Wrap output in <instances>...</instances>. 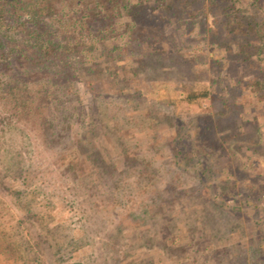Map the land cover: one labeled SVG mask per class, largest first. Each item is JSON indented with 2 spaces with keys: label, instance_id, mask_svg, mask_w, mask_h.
Segmentation results:
<instances>
[{
  "label": "rangeland",
  "instance_id": "rangeland-1",
  "mask_svg": "<svg viewBox=\"0 0 264 264\" xmlns=\"http://www.w3.org/2000/svg\"><path fill=\"white\" fill-rule=\"evenodd\" d=\"M194 1L177 3L170 14L155 8L153 2H146L142 14L144 21L135 32V40L131 41L129 36L132 21L123 16L116 20L115 35L105 42V48L96 44L94 52L89 54L87 49L77 53L68 50L67 15L76 11L75 2L67 4L65 0L59 6V14L46 20L45 25L41 23L42 15L31 8V0H0V244L9 246L8 258L1 261L2 264H14L15 260L20 264H120L126 245L131 251L136 249L139 241L135 236L153 233L162 237L168 233L163 228L171 218L179 226L206 218L210 222L206 233H198L193 239L191 234L179 229L172 231L175 236L182 235L187 253L171 247L168 250L159 248L158 253L141 248L139 252L147 258H155V264H219L217 253H213V247L219 245L218 237L222 243L219 249L225 250L223 264L247 261L252 252L254 264H264V258H260L248 242L250 230L257 225L258 219L251 217L249 207L241 206L240 218L234 220L228 212L216 210L204 198L189 196V200L184 199L186 206L176 208L174 216L170 214L166 219L167 215L160 212L154 218L145 219L140 208L159 195L158 189H184L194 181L190 170L182 176L177 174V178L181 177L179 181L174 172L171 173L173 138L178 132L180 116L171 107L150 98L128 101L118 98L117 88L107 86L103 78L85 84L88 70L102 58L101 55L116 56L123 63H129L144 52L140 45L143 41L158 48L174 47L179 41L173 37V33L179 34L175 25L184 33L192 30L197 39L195 44L205 49L204 31L220 27L222 19L217 10L207 8L204 0ZM201 9L205 11L204 16L199 12ZM171 16L174 26L169 25ZM51 32L58 51L49 55L43 50L46 36ZM72 33L74 35L75 31ZM172 58L174 70L161 77L178 80L194 66L197 70H205L201 79L216 80L225 88L213 99L197 102L200 117L196 110L187 112L186 107L180 110L185 113L184 125L189 128V138L186 137L185 142L195 141L196 124L198 131H206L209 125L202 110L207 106L216 112H225L220 117L223 131L219 134L210 131L206 136L208 142L213 143L220 135L230 141L226 137L228 127L242 120L251 101L244 83L231 90L230 80L235 77L251 80L256 75L253 66L229 59L225 65L227 70L220 72L218 78L206 57L194 60L192 66L182 65L174 55ZM142 75L138 82L145 86L149 80ZM96 92L102 95L96 96ZM93 110H101L99 115L104 124L113 116L120 117L119 129H108L104 125L97 129L90 127L94 133L88 131L85 112L90 115ZM139 114L141 117L137 118ZM86 132L89 134L85 142L100 145V139L112 150L117 168L123 169V152L115 143L120 136L128 145L131 160L136 152L159 168L153 172L157 176L156 184L146 179L137 183L136 173L130 171L121 174L123 181L119 189L113 187L114 178H107L101 184L85 179L84 173L102 170L104 160L100 156H88L86 163L78 167L77 174L68 170L64 161L69 146L83 139ZM250 158L255 159L254 155ZM169 195L171 192L166 194ZM240 197L239 192L238 199ZM167 199L173 200V195ZM261 204H264V194ZM122 220L124 228L115 234ZM186 234L188 237L184 238ZM196 239L199 244L195 243ZM142 255L141 259H145Z\"/></svg>",
  "mask_w": 264,
  "mask_h": 264
},
{
  "label": "trees",
  "instance_id": "trees-1",
  "mask_svg": "<svg viewBox=\"0 0 264 264\" xmlns=\"http://www.w3.org/2000/svg\"><path fill=\"white\" fill-rule=\"evenodd\" d=\"M64 1L31 0V8L35 9L38 15H42L43 21L41 23L46 25V20L57 16V13L59 14V6ZM66 1L67 4L75 2L74 7L76 10L74 13L67 15L69 22L67 25L69 30V37L67 38L68 50L69 52L71 50L77 53L87 49L86 53L89 54L94 52L96 44L105 48V42L115 35L116 20L123 16L132 21L129 36L131 41L135 40L133 38L136 34L135 32L144 21H142V14L146 8L145 5H147L146 2H153L155 8L169 14L173 9H176L177 3L183 1L191 3L189 0ZM192 2L195 1L192 0ZM204 4H208L207 8L211 9V11L217 10L222 19L220 27H209L204 31L203 35L208 41H205L204 38L205 49H199V46L195 44L197 39L194 38L192 30L184 33L181 27L175 25L174 29H177L179 34L173 33V37L179 38V41L173 45L174 47L158 48L143 41L140 45L142 49L144 48V52L140 53L138 58L131 59L129 63L125 61L123 63L116 56L110 58L101 55L100 57L102 58L94 64L92 69L88 70L89 73L87 72L85 84H89L93 80L99 81L103 78L106 80L107 86L117 88L116 95L118 98L124 97L127 101L150 98L155 103L171 107L180 116L178 132L176 137L173 138L171 173L174 172L175 176L177 174L182 176L184 172L190 170L193 172L194 181H192V185H188L184 189L175 187L173 188L174 190L158 189L159 195L154 200L144 203L143 207L140 208L141 213L146 215L145 219L154 218L160 212L167 215L166 219H168L170 214L174 216L172 213L175 212L176 208L186 206L187 202L185 203L184 199L189 196L190 198L194 196L204 198V201L212 203L216 210L228 212L234 220L240 218V207L246 206L249 207L251 217L258 218L257 225L250 230L248 242L251 245V249H254L255 253L258 252L260 258H264V204H261V195L264 194V126H262L264 124V0H204ZM199 12L203 16L205 15L203 9ZM192 15L194 16L195 14L192 13ZM172 18L173 16L170 17L169 25H173L175 22L171 23ZM76 28L79 31L78 29L76 31ZM72 29L75 31L74 35ZM45 32L47 33L48 31L44 30ZM197 34L201 35V33ZM53 36L52 32L46 36L43 50L45 54L50 55L58 51V44L54 41ZM114 50L115 48L113 47L112 51ZM173 55L179 58V61L183 63L182 65H191L194 60L197 61L201 57L208 58L212 66L211 70L214 75L218 74V78L220 72L227 70L225 65L229 59L237 60L239 63L249 67L253 66L256 75L251 80L245 81L241 77H235L230 80L231 90L237 88L241 82L244 83V89L250 94L251 100L249 102L250 105L248 104L249 107L247 106L244 110L242 120L233 127H228L229 132L226 137L230 141H225L224 135H220L215 138L213 143L208 142L206 136L210 131L213 130L215 132L213 134H219L223 131L220 117L225 112H216L211 109V106H207L202 110L203 117L209 125L206 131L204 133L198 131L199 127L196 124L195 141L193 143L185 142L186 137L187 139L189 138V128L184 125L183 118L186 115L180 110L185 107L187 112L191 109L196 110L195 113L200 117L201 114L196 109L197 102L213 99V97L223 92L225 88L220 87L221 84L216 80L206 81V79H201V75L205 73V70H197V67L194 66L188 69L186 75L181 77V79L175 80L161 77L169 70H174L172 65ZM214 67L216 70H213L215 69ZM147 71L150 73L147 74ZM142 72L145 73L143 74L144 76ZM141 75L144 79L149 80V83L145 86H141L138 82ZM174 93L177 94L175 95ZM95 95L99 96L102 94L96 92ZM90 108L92 109L91 106ZM99 113H101V110H93L91 114L89 113L90 115L85 112V117L88 118L86 122L88 131H92L90 127L97 129L104 125L108 129H119L121 123L118 120H120V117L113 116L108 123L105 122L104 124ZM138 116L137 118L141 117L140 114ZM92 132L94 133V130ZM88 134L89 132H86L83 139H80L81 141L78 140V143H73L72 146H69V151L66 153L67 159L65 158L64 161L68 170L77 174L78 167L86 163L89 159L88 156H100L104 160L102 170L95 172L94 169L92 172L84 173L83 177L85 179L89 178L90 181H96L101 184L107 178L111 180L114 178L113 187L119 189L123 181L121 174L130 171L136 173L134 180L137 183L146 179L153 182L151 184H156L157 176L153 172L159 171V168L154 166L150 159L136 152L133 153L134 159L131 160V153L127 151L128 145L120 136L116 137L115 143L120 151L123 152L125 161L123 169L117 168L113 162L112 150H110L109 146L101 143L100 139V145L89 141L85 142ZM253 155L255 159L251 160L250 157ZM258 166L261 167V170L257 169ZM144 171L151 175L143 173ZM144 175H147V177L144 178ZM180 178H177L178 181ZM94 184L97 185V183ZM17 192L24 194V191L21 190ZM170 192L171 195L166 196ZM239 192L241 193L240 199H238ZM172 195L173 200L167 199ZM142 218V220H145L144 216ZM172 219L165 223L163 229L166 232L168 231V233L166 235L164 233L162 237L153 233L149 235H147L148 233H140L135 236V239L139 241L136 249L131 251L127 249L129 245H126L119 259L120 264H145L147 261V264H155V258H147L146 255H142L139 252L141 248H145L146 252L154 251L158 253L159 248L168 250L171 247V249L187 253L185 247L187 244L183 242L182 235L180 237L175 236L172 231L179 229L182 232L191 234L193 239L198 233V235L205 234L210 222L206 218L198 223H188V225L184 223L185 225L179 226L180 224ZM123 221L118 224L115 234L122 232L124 228ZM131 222L136 223L135 221ZM187 234L183 237L187 238ZM198 239L195 241L196 244H199L197 243ZM220 240L221 238L218 237L217 244L219 245L213 247V253H217L219 264H223V252L225 250L219 249V246L222 245ZM25 242L28 244L26 240ZM207 248L210 247L207 246ZM8 250L9 246L0 244V264L3 263V260H7L6 252ZM141 255L145 259H141ZM242 258L245 259L244 256ZM254 258L255 254L252 252L251 257L247 261L242 260L239 262V260H236L233 263L254 264ZM16 263L20 264L15 260L14 264Z\"/></svg>",
  "mask_w": 264,
  "mask_h": 264
}]
</instances>
